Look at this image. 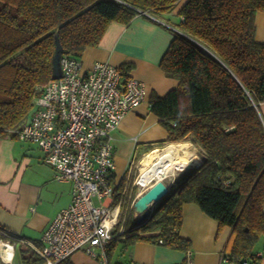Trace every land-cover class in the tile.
Listing matches in <instances>:
<instances>
[{"label": "trees", "instance_id": "1", "mask_svg": "<svg viewBox=\"0 0 264 264\" xmlns=\"http://www.w3.org/2000/svg\"><path fill=\"white\" fill-rule=\"evenodd\" d=\"M120 1L0 0V138L21 127L52 80L56 36L62 56L80 58L99 45L111 23L127 26L139 12L159 16L178 0ZM257 13H264V0H188L179 10L183 20L159 63L178 84L149 99L166 138L139 152L135 162L178 143L194 146L202 162L179 175L144 223L135 224L130 209L122 224L121 212L113 233L120 226L123 232L106 248L108 264L116 244L124 253L136 243L160 241L187 253L190 242L178 234L185 204L197 205L218 230L230 229L232 263L257 264L254 250L264 241V124L257 110L264 102V44L255 39ZM127 68H119L124 78ZM127 175L114 189L113 205ZM18 246L22 264H43L28 246Z\"/></svg>", "mask_w": 264, "mask_h": 264}, {"label": "crops", "instance_id": "2", "mask_svg": "<svg viewBox=\"0 0 264 264\" xmlns=\"http://www.w3.org/2000/svg\"><path fill=\"white\" fill-rule=\"evenodd\" d=\"M187 1L178 0L171 11L155 17L139 12L127 26L111 23L99 45L85 49L79 58L82 72H88L97 62L108 63L118 69L129 66L124 76L135 78L145 85V101L125 115L111 133L114 148L112 184H119L139 152L162 143L166 138V131L150 111L149 99L152 95L163 97L178 84L176 80L164 76L159 63L173 39V33L178 32L177 26L181 22L178 12ZM255 27L256 41L264 44V13L256 14ZM257 110L264 124V102L258 105ZM166 145L163 151L170 147L180 148L181 152L175 155L177 158L184 157V151L191 153L185 157L188 161L185 167H197L202 162L190 143ZM195 157L199 162L190 163ZM43 159L44 153L36 145L22 143L10 138V135L0 138V229L15 235L19 240L17 244L28 246L32 252L33 248L41 247L44 230L56 214L69 205L72 197L71 185L55 182L54 170ZM181 174L178 172L169 180L164 179V185L169 189ZM178 234L190 242L192 264H220L221 256L230 254V229L218 230V224L195 204L182 206ZM254 252L261 254L256 263L264 264V241L258 243ZM125 253L127 261L121 264H180L186 255L151 243H136ZM74 259L81 261L80 264H91V260L82 253L71 257L76 264Z\"/></svg>", "mask_w": 264, "mask_h": 264}, {"label": "built area", "instance_id": "3", "mask_svg": "<svg viewBox=\"0 0 264 264\" xmlns=\"http://www.w3.org/2000/svg\"><path fill=\"white\" fill-rule=\"evenodd\" d=\"M60 69L61 77L39 90L29 118L8 131L18 141L36 145L44 153V163L54 170V181L72 187L69 205L56 214L41 236V247L33 250L43 264H57L77 253L87 256L91 264H108L106 248L123 232L121 226L113 233L120 202L113 205L118 183L111 182V133L145 101V85L124 78L108 63H94L82 72L79 58L61 56ZM18 241L0 229V263H12ZM2 248L10 252L9 260L2 257ZM180 264H192L189 251ZM220 264L234 263L223 254Z\"/></svg>", "mask_w": 264, "mask_h": 264}, {"label": "rangeland", "instance_id": "4", "mask_svg": "<svg viewBox=\"0 0 264 264\" xmlns=\"http://www.w3.org/2000/svg\"><path fill=\"white\" fill-rule=\"evenodd\" d=\"M166 146L167 145L164 144V145L159 146L158 148H156L157 151H158V154H162L164 152L163 149ZM154 150H152L151 152H153ZM151 152L147 153L146 155L150 154ZM146 155H144L142 157V159H144ZM142 159H140V161H138L137 163L136 162L132 163L131 166H129L130 167V170H129V172L127 171L128 172V175H127V179H126V181L124 183L123 189L121 190V193L122 194H120L119 197H118L119 202H120L119 217L121 216V212L122 211H123L122 216H124L123 218H121V223L122 224L127 221V215H128V212H129L130 209L133 210V217H132V219L135 221V224L138 223L137 220L139 219V216L141 214L134 207L135 202L138 199L137 198V195L140 192H142V191L146 190L147 188H149V186H151L155 182V181H152L151 184L149 186L145 187V188H141L137 184L138 176L140 174V168H141L140 163H141V160ZM184 171H185V169L180 170V171H179V169L178 170L175 169L174 172H173V175L175 173H178V172L183 173ZM167 180H169V178ZM167 180H166V182H167ZM134 188H136V191L133 194L132 191H133ZM94 202L96 203L95 200H94ZM152 207L153 206H149L148 207L149 213L151 212ZM114 231H115V229H114ZM134 234H136V233H134ZM18 245L19 244H17L15 246V248H14V258H13V261H12L11 264H22L21 261H20V259H19V254H18V252H19V246ZM82 257H84V256H82ZM85 259H87V258H85ZM74 261H75L76 264H80V262H81L78 259H74ZM126 261H127L126 253L125 252L122 253L121 252V245H118L117 248L115 249V251L113 252V255H112V258H111V263L112 264H121V263L126 262Z\"/></svg>", "mask_w": 264, "mask_h": 264}, {"label": "bare ground", "instance_id": "5", "mask_svg": "<svg viewBox=\"0 0 264 264\" xmlns=\"http://www.w3.org/2000/svg\"><path fill=\"white\" fill-rule=\"evenodd\" d=\"M179 152H181L179 147L177 149L170 147L165 150L162 154H158V151L156 150L146 155L140 163V177L138 179L140 187L145 188L149 186L152 181L161 180L163 178H170L173 175L175 169L183 170L187 165L186 163L188 162L185 157H189L191 153L188 151H184V157H175V155ZM193 160L194 162L190 163L196 164L199 162V159L197 157L193 158ZM144 191L140 192V195ZM2 250V257L5 260H9L10 252L3 248Z\"/></svg>", "mask_w": 264, "mask_h": 264}, {"label": "water", "instance_id": "6", "mask_svg": "<svg viewBox=\"0 0 264 264\" xmlns=\"http://www.w3.org/2000/svg\"><path fill=\"white\" fill-rule=\"evenodd\" d=\"M62 56V48L58 42L57 36L55 37V50L52 57V80H57L61 77L60 59ZM195 168L192 166L185 167V170ZM164 179V178H163ZM163 179L156 180L147 190H145L135 202V209L140 212L139 224L144 223L149 217V206H154L161 201L168 193V187L164 185Z\"/></svg>", "mask_w": 264, "mask_h": 264}]
</instances>
